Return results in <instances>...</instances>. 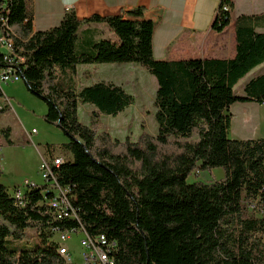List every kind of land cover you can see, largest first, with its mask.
Wrapping results in <instances>:
<instances>
[{"label":"trees","instance_id":"obj_1","mask_svg":"<svg viewBox=\"0 0 264 264\" xmlns=\"http://www.w3.org/2000/svg\"><path fill=\"white\" fill-rule=\"evenodd\" d=\"M231 6L221 0L214 30L230 24ZM128 14L81 19L72 8L59 24L34 31L33 0H0V23L6 20L13 54L24 59L16 65L19 74L46 103L43 119L69 137L62 147L72 156L55 173L71 187L78 214L58 220L42 202V186L19 200L0 180V264H74L59 253L53 231L81 225L117 242V264H264V137H229L235 103L264 104V72L245 83L243 94L237 89L264 64V32L257 30L264 13L236 17L234 58L178 61L155 57L154 22L142 7ZM89 22L107 23L116 38L78 49V30ZM102 63H136L156 78V134L121 140L103 129L102 115L117 116L134 96L113 82L79 89L77 66ZM4 96L0 88V105ZM80 104L94 107L89 124L80 118ZM11 133L0 129L1 148L2 137L13 144ZM219 167L222 179L189 181ZM30 227L39 236L35 248L6 245Z\"/></svg>","mask_w":264,"mask_h":264},{"label":"crops","instance_id":"obj_2","mask_svg":"<svg viewBox=\"0 0 264 264\" xmlns=\"http://www.w3.org/2000/svg\"><path fill=\"white\" fill-rule=\"evenodd\" d=\"M220 2L221 0H33L34 31L46 30L59 24L66 10L72 8L75 9L78 17L83 19L94 14L101 16L124 14L129 17V11L142 7L145 18L154 22L153 51L156 58L170 61L193 58L232 59L237 53L236 17L240 14L264 13V0H230L232 3L231 22L224 31L218 32L213 29V22ZM257 30L264 32V23L258 24ZM108 38L115 39L116 36L107 23H84L78 30L77 47L80 50L90 49L94 42ZM129 65H135L132 68L136 67V72L148 79L150 84L152 83V90H147L143 84L140 85L141 81H139V78L133 79L134 75L131 71H128L131 67ZM263 67L264 64L255 68L250 73L251 76L260 74L264 70ZM142 69L144 68L136 63L81 64L77 66L78 87L81 89L97 82H113L123 86L128 93L132 94L127 84L134 83V85L142 87V93L146 94L148 102L152 98V104L154 105L156 97V95L154 97V80L147 76ZM127 72L130 75H127ZM113 73H119L128 77V79L124 80V82L113 81L111 79ZM12 104L14 111L17 112L16 107L23 110L20 105L15 104L14 100H12ZM81 107L87 110V117L94 109L90 104H80V118ZM154 112H156V108ZM83 122L89 124L90 120L86 119ZM3 127L5 126L0 125V129ZM105 130L109 131L108 129ZM110 133L112 134V132ZM152 134H156V132ZM238 136H240L239 133L235 137ZM29 139L35 145L36 139L34 135ZM66 142H68L67 139L62 141V144ZM31 145L33 144L25 143L22 148ZM38 151L42 159L46 151ZM69 153L68 157H71L72 154L71 152ZM0 180L2 182V177ZM4 185L11 191L18 187L25 190L24 185L21 186L18 183Z\"/></svg>","mask_w":264,"mask_h":264},{"label":"rangeland","instance_id":"obj_3","mask_svg":"<svg viewBox=\"0 0 264 264\" xmlns=\"http://www.w3.org/2000/svg\"><path fill=\"white\" fill-rule=\"evenodd\" d=\"M131 66V65H129ZM135 66V65H132ZM130 70L134 78H139L140 85L148 90H152V83L144 76L136 72V67ZM143 68V67H142ZM264 68V67H263ZM262 68V69H263ZM133 69V70H132ZM147 76L153 78L155 85L154 97L158 88L156 78L146 69ZM264 72L261 71L260 73ZM128 73V72H127ZM127 75H130L129 73ZM113 81H122L128 77L122 76L119 73L111 75ZM253 76L249 74L240 81L237 86L238 94H243L245 83ZM147 80V81H146ZM118 83V82H117ZM134 83L127 84L132 95L135 97V103L128 106L124 111L117 116L103 115L102 125L103 129H108L112 132L115 138L125 140L127 137L137 139L143 132L150 133L158 131V124L155 119V106L152 104V98L148 102L146 94ZM2 90L7 96L14 100L15 104L20 105L23 110L16 107L14 109L7 106V109L0 114V125L10 127L12 130L11 138L13 145H10L5 137H2L4 146L0 152V165L3 170L2 182L6 185H13L18 183L23 186L26 180L34 181L42 184L40 172H38V165L41 160L39 151H46L44 157H62L66 160L70 154L68 150L63 149L62 141L69 137L59 128L48 124L43 115L47 111V105L44 101L31 94L24 81L17 83H7L1 86ZM144 109V110H143ZM91 113V112H90ZM230 113L233 116L231 127L229 129V137L232 139H255L264 137V104L254 102H237L231 109ZM87 110L81 107V120H90V114L87 117ZM33 129H36L34 138L35 145L29 139L28 134ZM28 133V134H27ZM240 134V136L235 137ZM25 143L33 144L22 148ZM20 147V148H18ZM225 171L223 168H214L211 171L200 172L198 175L192 174L189 181L202 180L205 182H213L224 178ZM40 181V182H39ZM13 187V186H12ZM82 234H75L67 242L71 250V259L74 264L82 263V251L84 247L81 244ZM39 236L35 228H28L22 238L14 239L8 237L6 245L11 249L24 250L35 248L39 244Z\"/></svg>","mask_w":264,"mask_h":264},{"label":"built area","instance_id":"obj_4","mask_svg":"<svg viewBox=\"0 0 264 264\" xmlns=\"http://www.w3.org/2000/svg\"><path fill=\"white\" fill-rule=\"evenodd\" d=\"M224 9L228 11L230 10V6L225 5ZM18 60L23 61L24 59L19 55L9 52V44L4 33L1 32L0 25V88L3 84L23 81L16 66ZM1 100L0 106H10V108L14 109L9 96L5 94ZM36 131V129H33L29 132L28 137L32 138ZM1 150L2 148L0 147V152ZM63 163L64 158L62 157H43L39 164L42 184L26 180L24 184L25 190L18 187L17 189H13L12 193L16 198L21 200L27 189L33 186H42V202L52 210L58 220L78 219L77 210L71 199V187L60 184L56 177L55 169ZM53 232L54 236L52 240L59 244H66L67 248H69L67 242L73 235L82 234L81 244L84 247L82 251V264H117L115 258L112 257V253L117 246L116 241H109L104 235H90L82 225L78 228L65 230L55 228ZM67 261H71L70 248Z\"/></svg>","mask_w":264,"mask_h":264},{"label":"bare ground","instance_id":"obj_5","mask_svg":"<svg viewBox=\"0 0 264 264\" xmlns=\"http://www.w3.org/2000/svg\"><path fill=\"white\" fill-rule=\"evenodd\" d=\"M6 21V20H4ZM2 22L0 23L1 25V32L4 33V36L5 38H7V42L9 44V52H11L13 54L15 48H14V36L12 37V33H9V32H6V30L4 29V27H8L7 25V22ZM10 31V30H9ZM6 106H0V110L3 111V109L5 108ZM1 111V112H2ZM58 250H59V253L67 259V255H69V248H67L66 244H60V247H58Z\"/></svg>","mask_w":264,"mask_h":264}]
</instances>
